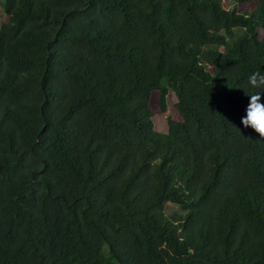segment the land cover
<instances>
[{"label":"trees","instance_id":"16d2710c","mask_svg":"<svg viewBox=\"0 0 264 264\" xmlns=\"http://www.w3.org/2000/svg\"><path fill=\"white\" fill-rule=\"evenodd\" d=\"M231 2L2 1L0 264H264V0Z\"/></svg>","mask_w":264,"mask_h":264},{"label":"clouds","instance_id":"9594fccd","mask_svg":"<svg viewBox=\"0 0 264 264\" xmlns=\"http://www.w3.org/2000/svg\"><path fill=\"white\" fill-rule=\"evenodd\" d=\"M248 83L252 88H264V74L259 71L252 73L248 77ZM248 97L246 114L241 117V123L245 128L251 127L264 139V93H255Z\"/></svg>","mask_w":264,"mask_h":264},{"label":"rangeland","instance_id":"374dc122","mask_svg":"<svg viewBox=\"0 0 264 264\" xmlns=\"http://www.w3.org/2000/svg\"><path fill=\"white\" fill-rule=\"evenodd\" d=\"M2 1L0 0V26L8 20V15L2 9ZM222 4L225 8H232L233 3L231 0H222ZM168 100V111L166 113H155L152 117L154 121L155 129L160 132L168 131V118L171 116L174 119H180V115L176 109L177 97L174 92H170L167 97ZM178 209L174 205L170 206V210L173 211Z\"/></svg>","mask_w":264,"mask_h":264}]
</instances>
